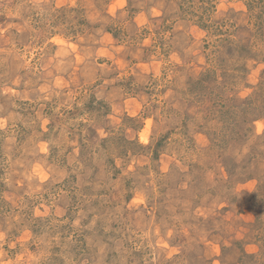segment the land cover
<instances>
[{
  "label": "rangeland",
  "instance_id": "obj_1",
  "mask_svg": "<svg viewBox=\"0 0 264 264\" xmlns=\"http://www.w3.org/2000/svg\"><path fill=\"white\" fill-rule=\"evenodd\" d=\"M0 264H264V0H0Z\"/></svg>",
  "mask_w": 264,
  "mask_h": 264
}]
</instances>
